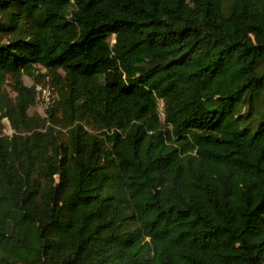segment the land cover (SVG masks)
Returning a JSON list of instances; mask_svg holds the SVG:
<instances>
[{"label":"trees","instance_id":"trees-1","mask_svg":"<svg viewBox=\"0 0 264 264\" xmlns=\"http://www.w3.org/2000/svg\"><path fill=\"white\" fill-rule=\"evenodd\" d=\"M4 115L0 264H264V0H0Z\"/></svg>","mask_w":264,"mask_h":264},{"label":"rangeland","instance_id":"rangeland-1","mask_svg":"<svg viewBox=\"0 0 264 264\" xmlns=\"http://www.w3.org/2000/svg\"><path fill=\"white\" fill-rule=\"evenodd\" d=\"M43 72V70H42ZM20 86L24 87L30 94V96L36 95L38 98L39 103L42 102L47 111H55V116L58 117L59 114L56 112L57 103L61 99V96L63 95V92L60 87L55 85L54 80H50L46 77H37V80L32 79L29 76H23L19 79ZM7 88L10 92H12L11 87L8 85ZM162 101H160L159 104V116L161 119L164 117V112L162 110ZM0 122L2 124L1 127V136L9 135L12 136L14 132V129L10 125V121L8 119V116L4 115L0 117ZM55 128H58L62 131H65L66 129L57 126Z\"/></svg>","mask_w":264,"mask_h":264},{"label":"clouds","instance_id":"clouds-1","mask_svg":"<svg viewBox=\"0 0 264 264\" xmlns=\"http://www.w3.org/2000/svg\"><path fill=\"white\" fill-rule=\"evenodd\" d=\"M160 101H162V104H161V105H162V110H163V104H164V103H163V99H159L158 104H160ZM157 111H158V114H159V106H158ZM163 112H164V110H163Z\"/></svg>","mask_w":264,"mask_h":264}]
</instances>
